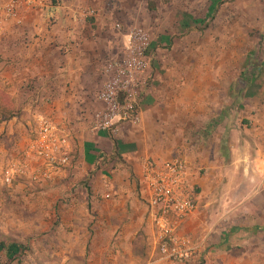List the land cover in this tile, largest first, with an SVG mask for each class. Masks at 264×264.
<instances>
[{"label":"rangeland","instance_id":"rangeland-1","mask_svg":"<svg viewBox=\"0 0 264 264\" xmlns=\"http://www.w3.org/2000/svg\"><path fill=\"white\" fill-rule=\"evenodd\" d=\"M6 1L9 0H0V4ZM32 1L20 8L17 17L3 23L0 46L7 42L6 47L14 52L12 57L19 60L26 56L25 46L29 43L28 48L34 51L29 62L37 60L38 64H34L38 70L48 63L55 77L54 70L58 68L55 66L66 68L64 72L59 70L67 78L60 80L67 86L65 91H60V96L65 95L63 100L67 102L69 94L74 95L75 101L68 102L70 106H59L64 118L75 115L76 120H80L83 109L89 106L91 112H95L94 124H97V115L105 110L99 93L112 78L106 69L115 58L124 56L126 35L135 29H142L151 41L150 64L142 74L141 102L149 98L151 104L147 108H151V112L156 110L159 120L164 113L175 115L176 120L186 113L180 107L181 102L186 104L185 99L180 98L184 82L180 73L185 66L194 65L196 61L201 65H219L223 60L226 66L246 72L249 67L257 70L264 65V25L261 24L264 10L259 8L260 0ZM29 19L33 23L38 20V24L30 26L28 23L24 30H30L28 35L36 37H27V44L20 43L22 39L18 38L23 32L5 38L8 31L24 26ZM222 55L224 57L220 58ZM10 63L12 59L0 53V103L5 111L13 109L9 118L0 116V264H100L101 260L112 264L115 251L110 248L102 254L104 243L97 247L92 238L97 208L91 198L85 203V197H105L104 191L102 194L97 193V188L93 191L92 178L97 170L74 168L78 152L77 146L73 148L69 132H66L71 145L68 165H52L45 156L32 153L31 147L38 140V116L60 123L49 115L46 104L40 105L41 102L49 104L54 97L51 90L40 91V86L25 81L22 76H16L13 82L8 76ZM237 75L243 77V73ZM241 91L243 89L236 92L237 104L243 96ZM82 102L87 106L83 108ZM159 120L148 121L149 134L144 140L150 147L164 144L162 130L167 122ZM141 123L142 120L130 125L137 127ZM169 125L174 127L167 135L171 138L173 155L184 148L195 151L200 140L197 126L189 124L190 128L182 134L179 122ZM15 163L24 164L28 175L16 177L9 186L3 180L4 175ZM35 174L38 178L33 179L31 175L35 177ZM194 190L199 196L198 184ZM248 203L262 217L257 223V218L249 220L257 226L250 235L252 239L243 246L233 242L232 249H226L230 264H264V197H253ZM207 204V210L217 209L213 202ZM220 221L226 223L221 226L220 239H223V228L224 233L233 229L228 226L229 220L227 215L223 216V211Z\"/></svg>","mask_w":264,"mask_h":264},{"label":"crops","instance_id":"crops-1","mask_svg":"<svg viewBox=\"0 0 264 264\" xmlns=\"http://www.w3.org/2000/svg\"><path fill=\"white\" fill-rule=\"evenodd\" d=\"M260 1L259 8L264 10V0ZM34 22L29 19L24 26H15L17 28L8 31L5 38L23 32L18 38L22 39L20 43L27 44V37L33 35H28L30 30L26 32L24 28L28 23L37 26L38 20ZM261 24L264 25V20ZM6 43L0 46V53L12 59L8 67L9 78L14 82L16 76H22L25 81L40 86V91L51 90L53 100L40 105L44 107L46 104L49 115L58 119L60 127L73 137V148L77 146L78 152L74 168L97 170L92 178L93 191L97 188V193L105 192V197H85V203L91 198L97 208L92 238L97 247L104 243L102 254L105 255L110 248L115 251L112 264H230L226 249H232L233 242L242 245L252 239L250 235L254 234L257 226L249 220L257 218V223L262 217L248 202L253 197H264V65L257 70L249 67L246 72L243 69L237 71L235 66H226L223 60L219 65H201L196 61L194 65L185 66L180 73V79H184L180 98L185 99L186 104L181 102L180 107L186 113L180 114L178 120L175 115L164 113L159 120L158 112L147 108L151 101L146 97L140 105L142 123L137 127L123 124L115 135L122 159L118 161L113 142L94 124L95 112H91L85 102L81 105L87 109H83L80 120H76L75 115L64 118L61 114L59 106H70L69 103L75 101L74 95L69 94L67 102L63 100L65 95L60 96V91H65L67 86L60 81L66 75L62 76L59 70L64 72L66 68L55 66L58 67L54 70L56 77L48 63L38 70L34 64H38L37 60L29 62L34 54L33 49L28 48L29 43L25 46L26 56L19 60L12 57L14 52L9 51ZM239 73H243L246 86L237 104ZM29 74L32 75L30 79L27 78ZM157 120L167 122L162 130L164 144L150 147L144 140L149 134L148 121ZM171 122L180 123L182 134L190 128L189 124L197 126L200 140L195 151L184 148V152L181 149L173 155L171 138H167L174 128V124L169 125ZM156 134L161 137L160 133ZM177 156L185 158L190 180L200 187L199 207L177 231L178 236L188 243L186 250L189 256L182 260L171 259L157 248L156 230L148 216L147 200L140 181L145 158L162 162ZM201 170H205V174ZM209 202L217 208L214 212L207 210ZM222 211L233 230L224 233L226 229L223 228L225 237L220 239L221 226L226 225L220 221ZM99 263L105 264L103 260Z\"/></svg>","mask_w":264,"mask_h":264},{"label":"built area","instance_id":"built-area-1","mask_svg":"<svg viewBox=\"0 0 264 264\" xmlns=\"http://www.w3.org/2000/svg\"><path fill=\"white\" fill-rule=\"evenodd\" d=\"M32 2L9 0L0 4V34L3 23L17 17L20 8ZM150 44L148 34L142 29L126 35L124 56L110 63L106 71L112 74V78L104 83L99 93V100L105 105L104 112L97 115L99 130L115 136L120 125L140 123L139 109L144 91L142 74L150 64ZM38 117V140L31 147L32 153L45 156L52 165H68L71 162L69 135L51 118ZM23 165L15 163L6 170L3 180L7 185L11 186L16 177L28 175ZM142 165L140 181L147 200L148 216L156 230L157 248L171 259L188 258L187 240L177 232L198 207V195L194 190L195 184L190 180L187 161L181 156L162 162L148 157ZM31 176L38 178L36 174Z\"/></svg>","mask_w":264,"mask_h":264},{"label":"trees","instance_id":"trees-1","mask_svg":"<svg viewBox=\"0 0 264 264\" xmlns=\"http://www.w3.org/2000/svg\"><path fill=\"white\" fill-rule=\"evenodd\" d=\"M4 107L5 106H3V108L1 107L0 116L1 115H3V116L5 115V118H9L11 116V114L13 113V111H12L13 109L11 108V109H7V111H5ZM108 136H109L110 140L113 142L114 149H115V152H114L115 156H118V155H116V154H118V149H119L118 143H117V141H116V139L114 138L113 135L109 134ZM121 160H122L121 157L118 156V161H121ZM88 193H89V195H91L90 189L88 190Z\"/></svg>","mask_w":264,"mask_h":264},{"label":"water","instance_id":"water-1","mask_svg":"<svg viewBox=\"0 0 264 264\" xmlns=\"http://www.w3.org/2000/svg\"><path fill=\"white\" fill-rule=\"evenodd\" d=\"M245 86H246V82H245V80L242 79V78H239V79L237 80V87H236V89H237V90H239V89H243Z\"/></svg>","mask_w":264,"mask_h":264}]
</instances>
